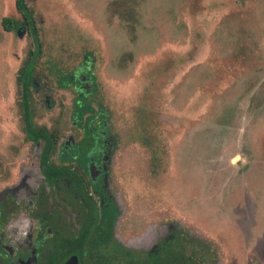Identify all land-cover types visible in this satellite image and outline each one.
Segmentation results:
<instances>
[{
	"label": "rangeland",
	"instance_id": "obj_1",
	"mask_svg": "<svg viewBox=\"0 0 264 264\" xmlns=\"http://www.w3.org/2000/svg\"><path fill=\"white\" fill-rule=\"evenodd\" d=\"M15 1L0 0V190L30 150L17 77L33 38L2 29L5 18L22 22ZM24 2L54 63L96 58L122 143L136 145L131 196L142 211L168 210L169 220L209 243L185 244L203 264H264V0ZM45 95L34 94L32 107L34 122L48 127L69 101L49 112ZM143 128L161 150L145 142ZM151 152L166 173L144 184ZM19 185L30 187L22 178L11 192Z\"/></svg>",
	"mask_w": 264,
	"mask_h": 264
},
{
	"label": "flooded vegetation",
	"instance_id": "obj_2",
	"mask_svg": "<svg viewBox=\"0 0 264 264\" xmlns=\"http://www.w3.org/2000/svg\"><path fill=\"white\" fill-rule=\"evenodd\" d=\"M23 5L27 17L19 11L22 22L5 18L2 29L33 38L17 77L22 116L26 108L32 128L22 130L29 157L0 190V264H200L196 250L186 251L185 244L209 249V243L169 220L168 210L142 211L131 196L136 145L122 143L120 113L106 97L104 78L94 72L96 58L87 54L77 65L54 63ZM9 21L11 30L5 28ZM38 93L46 94L47 111L67 100L69 112L59 108L48 127L36 124L32 96ZM140 131L151 148L161 150L145 128ZM148 157L140 177L144 184L166 173L157 154ZM22 178L30 187L11 192ZM140 234L143 241L137 243Z\"/></svg>",
	"mask_w": 264,
	"mask_h": 264
},
{
	"label": "trees",
	"instance_id": "obj_3",
	"mask_svg": "<svg viewBox=\"0 0 264 264\" xmlns=\"http://www.w3.org/2000/svg\"><path fill=\"white\" fill-rule=\"evenodd\" d=\"M15 3H16V8L20 11V12H22L23 14H24V16L25 17H27V13H26V8L24 7V5H23V3H25L24 2V0H16L15 1ZM27 24L28 25H31L32 23H30V22H27ZM11 24H10V21L8 22V23H6V25H5V28L7 29V30H11ZM26 86L27 85H25V88H26ZM24 105H25V101H24ZM21 106H22V104H21ZM26 110V108H24V109H22V111H23V116H22V124H23V131L24 132H27V130L28 129H31L32 128V124H31V121H30V118H29V116H28V114H27V111L26 112H24ZM194 250L195 249H193V250H190V253H194ZM203 260V259H202ZM199 262L198 261H192V262H190L189 264H198ZM188 264V263H187ZM200 264H203V261H201V263Z\"/></svg>",
	"mask_w": 264,
	"mask_h": 264
}]
</instances>
